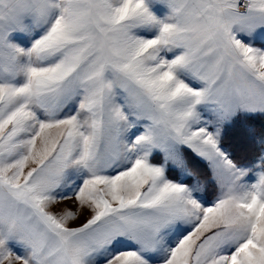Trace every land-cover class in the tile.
I'll list each match as a JSON object with an SVG mask.
<instances>
[{
  "label": "snow or ice",
  "instance_id": "6c2138e0",
  "mask_svg": "<svg viewBox=\"0 0 264 264\" xmlns=\"http://www.w3.org/2000/svg\"><path fill=\"white\" fill-rule=\"evenodd\" d=\"M0 264H264V0H0Z\"/></svg>",
  "mask_w": 264,
  "mask_h": 264
}]
</instances>
